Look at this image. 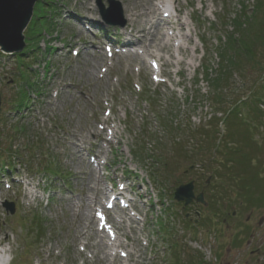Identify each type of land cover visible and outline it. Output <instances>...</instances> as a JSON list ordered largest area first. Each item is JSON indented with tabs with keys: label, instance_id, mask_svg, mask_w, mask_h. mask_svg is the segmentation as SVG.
<instances>
[{
	"label": "rangeland",
	"instance_id": "obj_1",
	"mask_svg": "<svg viewBox=\"0 0 264 264\" xmlns=\"http://www.w3.org/2000/svg\"><path fill=\"white\" fill-rule=\"evenodd\" d=\"M49 1H35L23 31L25 49L30 28H41L36 50L27 51L19 62L0 52V127L23 125L30 138L24 144L39 148L30 158L52 155L69 177L63 185L35 167L29 169L24 155L9 158L3 153L0 162H10L11 171L0 167V264H263L264 105L254 109L262 121L251 130L258 143L246 147L256 148L250 163L255 167L248 166V172L254 169L258 176L250 183L246 178L244 189L235 187L229 201L221 200V181L212 172L217 162H207L211 152L201 151L207 157L200 162L187 157L188 148L199 140L212 149L213 142L224 138L225 125L211 118L201 64L219 34L234 32L233 16L254 0H162L169 6L166 19L161 9L143 13L142 5L150 6L152 0H116L122 18L123 6L134 4L139 14L135 19L129 15L122 27L101 25L96 0ZM100 3L107 7V0ZM177 6L181 14H176ZM39 14L42 18L33 23ZM152 22L162 24L161 30H153ZM141 30L152 33L153 41ZM99 41L118 46L110 47L108 57L106 44ZM161 45L165 48L159 50ZM46 46L50 49L44 52ZM73 49L78 51L75 56ZM259 57L264 65V51ZM152 61L158 65L153 71ZM253 66L242 78L249 86L246 94L258 91L264 77ZM22 73L38 91L22 83ZM238 80L231 81L232 88ZM20 87L26 106L9 113ZM232 95L236 93L231 89L226 94L229 103L235 100ZM232 128L243 130L235 124ZM150 156L164 164L150 162ZM158 175L164 179L158 181ZM237 177L235 183L245 182ZM119 180L138 197V214H129L135 223L111 222L117 255L104 259L103 252L112 250L96 248L99 239L108 240L96 230L94 213L103 208L108 193L98 195V205L93 197L110 183L119 186ZM188 182L194 185L192 194L201 193L203 208L192 203L183 207L174 199L175 189ZM4 203H12V214ZM35 213L43 223L39 239L28 225Z\"/></svg>",
	"mask_w": 264,
	"mask_h": 264
},
{
	"label": "trees",
	"instance_id": "obj_2",
	"mask_svg": "<svg viewBox=\"0 0 264 264\" xmlns=\"http://www.w3.org/2000/svg\"><path fill=\"white\" fill-rule=\"evenodd\" d=\"M40 2L49 3L51 1L40 0ZM41 18L39 14L33 23H35L36 20L39 21ZM232 19V24L236 25H234V32L219 34L215 38L216 44L214 49H212L213 51H205L206 59L203 61V64H201V78H203L209 88V91L205 92V94L207 97L208 94L211 95L209 96L208 104L213 112L211 118L225 125L226 132L223 135L224 138L218 144L213 142L211 145L213 146L212 149L210 146H203L202 140H199V142L193 144L187 150V157L191 159V163L200 162V160L204 161V159H206L207 156L201 153V151L207 153L211 152V155L207 158V162H217V166L212 172L215 175L218 174V180L221 181L220 186L223 191L221 190L222 192H220V195L225 196V198L223 197L221 199L222 201L231 199L229 196L235 187L244 189L248 186L246 178H248V182L250 183L252 182V180H249L251 177L254 178V176H258L254 169H252L254 172H248V166L255 167L250 163L252 158H254L253 153L256 151V148L253 147L255 149L249 150V148L246 147L248 145L252 147L258 143L256 134L251 132V130L255 127L257 128L259 123L262 122L258 119L259 117L257 118L256 115H258V113L255 111H258L259 106L264 105V95L260 94L261 90L264 91V77L260 79V89L258 91L254 90L249 94L244 93L245 90H249V86H246L242 78L245 77L249 65H254L253 67L257 68L259 74H262V71L264 72L263 60L259 57L264 51V0H254L250 6L243 5L241 7V12L238 15H234ZM41 27L46 30L49 26L48 24H41ZM39 29L41 28H30L29 36L26 37L28 42L27 48L21 53L14 55L18 62L23 60V57H26L27 51L33 52L36 50L37 40L41 37V32H39L41 30ZM201 42L204 43L202 39ZM48 50L49 46H46L44 52ZM210 54L211 57L209 56ZM212 55H215V59L212 58ZM22 64L23 62L19 65L22 66ZM203 66L205 67L203 68ZM28 77L27 73H22L20 77L23 81L22 83L25 81L24 84L28 88H35V91H38L39 88L33 83H30ZM235 79H239L238 81L240 84L232 88L231 81ZM230 87L232 92L236 93V95L231 96V99L235 100L229 103L226 101V94L231 90ZM196 94H199V91H197ZM26 100V93L20 87V92L14 97V101L8 108L9 111L19 112L26 106ZM148 106L152 107V104ZM215 113H221V116L216 118L213 115ZM171 123L172 121H170V124ZM233 124L243 128L241 133L232 128ZM10 127L11 128L8 129H6L4 125L0 127V158L3 153H7L9 158L12 155L22 159L25 157L24 161L27 163L29 169L35 167V169H39L41 173L51 177L61 179H66L68 177L69 174L62 168L60 161L52 155H49V157L43 156L44 158H39L37 160L31 159L30 154L33 153V151H38L39 148L35 146L36 150L30 149L27 144H24V141L28 143L30 138L27 137V131H25L23 125L13 124ZM33 138H35L36 141L41 137ZM33 141L32 139V142ZM255 141L257 143H255ZM15 143L18 144L16 145ZM40 151L45 153L44 148L40 149ZM139 154L142 155V152L139 151ZM156 160L161 163L159 158L156 159L150 156V162L155 163ZM2 161L3 160L0 162V166H7L6 169L11 171V163L6 160ZM161 164L164 163L162 162ZM6 169L3 170L7 171ZM237 175H240L239 177L245 182L235 183L234 179ZM158 177H156L158 181L164 179L161 175H158ZM216 201L217 200H215V202ZM29 224L33 226L35 239H39L41 230L38 228L43 223L38 217V214L35 213L32 215L31 222H29L28 225Z\"/></svg>",
	"mask_w": 264,
	"mask_h": 264
},
{
	"label": "water",
	"instance_id": "obj_3",
	"mask_svg": "<svg viewBox=\"0 0 264 264\" xmlns=\"http://www.w3.org/2000/svg\"><path fill=\"white\" fill-rule=\"evenodd\" d=\"M36 0H0V51L6 54L20 52L25 43L23 31L32 16L33 6ZM108 8H105L100 0H96L101 19L110 25L123 26L125 21L121 15V4L116 0H107ZM113 14V18L110 16ZM193 184L188 182L179 185L174 191V199L183 201L184 205L193 199L203 203L201 193L192 194ZM10 213L13 212L12 204H4ZM6 208V209H7Z\"/></svg>",
	"mask_w": 264,
	"mask_h": 264
},
{
	"label": "bare ground",
	"instance_id": "obj_4",
	"mask_svg": "<svg viewBox=\"0 0 264 264\" xmlns=\"http://www.w3.org/2000/svg\"><path fill=\"white\" fill-rule=\"evenodd\" d=\"M164 4L162 3V0H158L157 2H153V0L151 1V5L149 6L148 5V3H144V5H142V7H141V10H143V13H147V14H154V12L156 11V10H159L160 9V7H162ZM123 8V10H124V20H125V23H126V21L127 20H130V18H129V15L130 16H132L133 17V19H135V18H137L138 17V11H137V9H136V6L133 4L131 7H128V8H126V6H123L122 7ZM183 10V9H182ZM127 11V12H126ZM164 11L162 10L161 12H160V14L162 15V13H163ZM181 9L180 8H178V6H177V12H176V14H181ZM110 16L112 17L111 19H114L113 18V14H110ZM162 19H163V16L161 17ZM159 19V21L161 22L162 21V19ZM179 19V17L177 18V20ZM99 24V23H98ZM101 25H109V24H106V22H103V20H102V22H101ZM162 24H160L159 22H158V24L156 23V22H152L151 23V27H152V29L153 30H157V29H160L161 30V28H162ZM179 26L180 27H184L183 26V22H180L179 23ZM120 27V26H119ZM83 28H85V30H89V31H91L90 29H89V26H86V25H84L83 26ZM181 29V28H180ZM170 31V30H169ZM141 32H143V34L144 35H149L150 34V39L153 41V37H154V35L152 34V33H150L148 30L147 31H145V30H141ZM170 33H172V31H170ZM169 33V34H170ZM161 34L162 35H164L162 32H161ZM173 38L172 37H170L169 38V42L172 40ZM128 43H130L129 41H128ZM159 45L161 44L160 42L158 43ZM170 47H171V45H170ZM165 47H164V45H161V46H159V50L160 49H164ZM49 49H50V47H49ZM217 114H219V116H217ZM214 115V117H220L221 116V113H215V114H213ZM212 117V116H211ZM93 170V169H92ZM92 170H90V172H89V174H91V175H93V172H92ZM97 188H98V186H97ZM104 193H102L101 192V194L99 193L98 194V191H96V192H94V197H93V203H95L96 205H98V203H99V196L98 195H103ZM119 218L120 219H122L123 221L126 219L127 221H129V223H135V221L133 220V218H131L130 216L128 217V215H127V213H122V215L121 216H119ZM123 221H121L120 223H123ZM118 224L119 226H121L122 224ZM124 225H125V221H124ZM106 238H107V240L108 241H106L105 243L102 241V243H99V241H101V239H99L97 242H96V248L97 249H102V247L103 248H108V250H112L110 253H109V251L108 252H106V254H104L105 252H103V257L102 258H106L107 257V255H109V254H111V257H113L114 255H117V253H116V251H115V248H116V246L118 245L117 244V242L115 241V239L113 238V239H110V238H108L107 236H106ZM92 246H94V245H92Z\"/></svg>",
	"mask_w": 264,
	"mask_h": 264
},
{
	"label": "flooded vegetation",
	"instance_id": "obj_5",
	"mask_svg": "<svg viewBox=\"0 0 264 264\" xmlns=\"http://www.w3.org/2000/svg\"><path fill=\"white\" fill-rule=\"evenodd\" d=\"M193 205H195V206H199V207L203 206V205L200 206V204H198V203H195V204H193ZM201 208H202V207H201ZM194 213H196L197 216L199 217V214H200L199 211H195ZM231 214H232V213H231ZM232 215H234V214H232ZM185 216H187V214H185ZM196 221H197V220L195 219L194 222H196ZM250 253H252V255H254L255 252H254V251H250ZM256 261H258V259H257ZM261 262L263 263L264 260H262ZM263 264H264V263H263Z\"/></svg>",
	"mask_w": 264,
	"mask_h": 264
}]
</instances>
